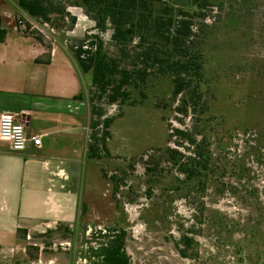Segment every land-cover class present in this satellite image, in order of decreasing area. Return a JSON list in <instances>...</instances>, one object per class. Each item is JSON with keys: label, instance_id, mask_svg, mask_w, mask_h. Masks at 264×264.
Segmentation results:
<instances>
[{"label": "rangeland", "instance_id": "374dc122", "mask_svg": "<svg viewBox=\"0 0 264 264\" xmlns=\"http://www.w3.org/2000/svg\"><path fill=\"white\" fill-rule=\"evenodd\" d=\"M213 1L224 3L223 10L210 11L203 35L202 89L215 117L204 131L211 138L213 173L187 179L162 156L161 149L177 147L170 132L183 127L170 106L157 105L171 101L168 77L151 78L145 98L134 90L135 105L99 102L115 117L110 154L94 161L106 193L100 211L127 232L131 264H264V0ZM12 13V25L27 21ZM91 23L92 37L97 30ZM37 27L29 31L47 42L64 38L51 24L39 21ZM103 37L115 55L111 31ZM92 200L98 203V195ZM184 233L193 237L187 256L178 245Z\"/></svg>", "mask_w": 264, "mask_h": 264}, {"label": "crops", "instance_id": "0c3cea01", "mask_svg": "<svg viewBox=\"0 0 264 264\" xmlns=\"http://www.w3.org/2000/svg\"><path fill=\"white\" fill-rule=\"evenodd\" d=\"M2 1L0 115L25 119L27 132L42 143L16 150L0 137V264H131L127 232L100 211L106 193L98 162L88 157L93 20L69 7L74 28L48 48L9 18L14 10L39 21L18 0ZM42 57L50 60L36 61Z\"/></svg>", "mask_w": 264, "mask_h": 264}, {"label": "trees", "instance_id": "16d2710c", "mask_svg": "<svg viewBox=\"0 0 264 264\" xmlns=\"http://www.w3.org/2000/svg\"><path fill=\"white\" fill-rule=\"evenodd\" d=\"M213 0H18L21 9L36 20L51 24L59 30H72L77 16L69 7H80L95 22L92 34L96 50L92 73V121L88 157L98 161L109 155L107 145L111 137L114 116H108L103 105L128 103L135 105L134 90L146 96L151 78L168 77L171 101L159 102V107L172 108L175 118L183 127L170 132V145L161 149L162 156L177 167L187 179L209 176L212 170L211 138L205 133L214 120L208 114L209 105L202 89L205 70V33L210 24L207 19L216 6L224 3ZM31 34L46 47L51 48L37 31ZM111 31V41L117 47L110 54L103 34ZM7 29L0 17V41L6 38ZM135 45H132V44ZM50 59L37 58L38 62ZM144 104V99H139ZM190 119V126L186 125ZM118 189V185L116 187ZM116 189V190H117ZM193 237L184 233L178 245L187 256Z\"/></svg>", "mask_w": 264, "mask_h": 264}, {"label": "built area", "instance_id": "2783aa9c", "mask_svg": "<svg viewBox=\"0 0 264 264\" xmlns=\"http://www.w3.org/2000/svg\"><path fill=\"white\" fill-rule=\"evenodd\" d=\"M25 18L27 21L23 19L19 20V26L23 28V30L27 29L28 24L30 28H38L37 23L33 22L30 18ZM44 24L48 25V23ZM26 123L25 119L18 120L10 112L2 113L0 115V137L8 140L16 150L26 149L30 143L41 146V137L39 135H30L27 132Z\"/></svg>", "mask_w": 264, "mask_h": 264}]
</instances>
